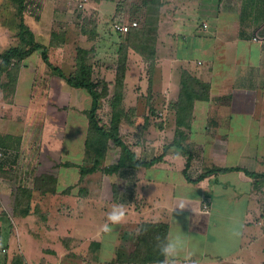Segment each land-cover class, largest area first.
Segmentation results:
<instances>
[{
  "label": "crops",
  "instance_id": "crops-1",
  "mask_svg": "<svg viewBox=\"0 0 264 264\" xmlns=\"http://www.w3.org/2000/svg\"><path fill=\"white\" fill-rule=\"evenodd\" d=\"M158 2L152 56L128 49L121 87L97 109L108 104L120 141L150 165L119 167L112 141L95 166L93 155L85 163L92 99L54 75L39 51L0 71V264H101L105 252L111 264H140L131 260L140 226L163 224L168 233L180 196L201 212L190 204L172 213L195 264H264V233L249 220L260 211L259 187L247 174L264 171V51L253 41L264 40V0ZM102 4L95 0V12ZM13 10L15 27L0 6V52L19 43ZM22 17L48 62L73 74L75 57L71 66L51 60L57 49L37 27L42 18ZM117 204L125 219L103 235Z\"/></svg>",
  "mask_w": 264,
  "mask_h": 264
},
{
  "label": "rangeland",
  "instance_id": "rangeland-1",
  "mask_svg": "<svg viewBox=\"0 0 264 264\" xmlns=\"http://www.w3.org/2000/svg\"><path fill=\"white\" fill-rule=\"evenodd\" d=\"M103 2L104 4H102L100 10L103 14V19L98 15L100 11H98L99 13L95 12V0H87L86 2L83 0H25L23 16L24 21L29 24L34 22V16H38L39 19L42 18L37 27L41 30H45L46 34L48 31L50 33L53 31L56 34L55 37H51V43L53 47L57 49L54 52L51 51L52 54L50 58L53 62H56L55 60H60V62L64 61L65 64H67L66 66H71L74 57L76 58L78 49L87 51L85 57H87V62L92 68L91 79L93 82H97L98 91L104 92V97H106L105 100L107 101L108 92H111L112 96V93L114 94V92H117L121 85H112V87L108 89L106 86L108 81L105 80H111L112 78L116 79L114 75L117 74V71L120 73L121 69H123L124 72L127 56V52L124 55H122L123 52L119 55L118 51L120 45L126 43L127 37L112 30V23L115 21L114 18L109 19L110 14H112L111 12L113 9H116V11L118 10V13L121 12V14L115 16L118 17V22L128 24L136 22L137 28L140 27L141 20L139 14H133L132 12L135 6L140 5V0H103ZM0 6L8 8L11 5L6 0H0ZM10 8L8 9L9 11L5 13L9 15L6 21L10 26L14 23L15 27V19L13 21L12 17H10L11 14L15 15V11L13 10L12 12ZM1 17L0 15V20L2 19ZM95 23L96 27L98 25L97 30L100 34L98 37L95 35ZM3 28L4 27L0 24V29L4 30ZM82 29L84 33L81 31ZM1 34L5 36V31H2ZM3 38L4 37L0 40ZM43 41H45V38ZM2 42H4V40H2ZM8 43L9 40L5 44ZM59 44L65 45L60 47L61 49H58L55 45ZM121 56L125 57L124 61L120 60ZM104 87L105 90L103 89ZM102 105H100V110L97 111V118L101 126L108 128L111 119L106 111L108 104L102 103ZM91 161L92 155L90 154L85 163L89 165ZM246 164L247 163L243 161L242 165L247 166ZM255 195L256 199H258L257 202H259L258 206L260 207V211H258V215L250 216L249 220L252 222V226L261 234L264 233V180L259 184V192H255ZM91 228L95 229V219Z\"/></svg>",
  "mask_w": 264,
  "mask_h": 264
},
{
  "label": "trees",
  "instance_id": "trees-1",
  "mask_svg": "<svg viewBox=\"0 0 264 264\" xmlns=\"http://www.w3.org/2000/svg\"><path fill=\"white\" fill-rule=\"evenodd\" d=\"M10 7L15 8L20 17L18 45L11 47L6 51L0 52V71L5 70L12 61L19 63L24 58L28 57L33 52H40L41 59L48 64L52 73L66 82L72 88L82 89L87 91L92 99L91 109L88 112L89 131L87 134L85 149L86 152L93 155V165L95 166V157L101 158L106 150V145L109 141H112L121 149V158L118 166H123L126 161L130 162L133 166H146L152 164L141 163L137 161L130 150L120 141L117 134L118 116L112 115V121L108 125V128L101 126L99 119L97 118L98 103L101 97H104V92L98 91V84L93 82L92 68L87 62L85 50H77L75 58V70L73 74L66 76L58 67L51 65L48 62V49L35 42L33 34L23 22V12L25 10V0H8ZM159 4L158 0H144L137 6L136 14H139L141 20L140 27H133L125 35L126 43L120 45L118 48L119 55H124L128 49H132L134 52L143 55L145 58H150L153 53V45L155 39V25L156 14L154 10ZM8 5V4H7ZM5 9H9L10 7ZM143 11L141 12V8ZM11 9V8H10ZM118 17L114 18V21ZM130 24V23H129ZM137 24V23H136ZM84 33L83 29L81 30ZM56 34L52 31L51 37H55ZM125 57L121 56V61H124ZM123 69L120 73L116 74V84L121 85V79L123 77ZM105 90V87L103 88ZM264 165V158H263ZM93 169V168H91ZM86 170V169H84ZM232 169H223L221 172L229 171ZM91 171V170H90ZM214 171V170H213ZM248 176L253 179L254 185L259 187V184L264 180V171L261 173H247ZM48 179V178H45ZM53 183V179L49 178ZM167 233V226L163 224H142L140 226V232L136 239V248L133 252L131 260L138 261L140 264L147 262H157L161 259L157 248L158 238H162Z\"/></svg>",
  "mask_w": 264,
  "mask_h": 264
},
{
  "label": "clouds",
  "instance_id": "clouds-1",
  "mask_svg": "<svg viewBox=\"0 0 264 264\" xmlns=\"http://www.w3.org/2000/svg\"><path fill=\"white\" fill-rule=\"evenodd\" d=\"M193 205L192 211L199 215L201 212L194 203L186 196L176 199L172 211V229L162 238L157 240V248L161 256L160 264H195L196 251L191 247L189 235H186L177 225L172 217L174 209H185L188 205ZM126 216L123 205H114L106 214L105 222L102 226V234L111 236L116 226L120 225ZM112 254L105 252L101 256V264H111Z\"/></svg>",
  "mask_w": 264,
  "mask_h": 264
},
{
  "label": "built area",
  "instance_id": "built-area-1",
  "mask_svg": "<svg viewBox=\"0 0 264 264\" xmlns=\"http://www.w3.org/2000/svg\"><path fill=\"white\" fill-rule=\"evenodd\" d=\"M136 26H137L136 22H132V23L128 24V23H122V22L115 21L112 23V29L116 33L124 35V36L129 32V30L131 28L136 27ZM253 41L256 43H259L261 45L262 50L264 51V40L254 38ZM205 208H206V206H203L204 210H205Z\"/></svg>",
  "mask_w": 264,
  "mask_h": 264
}]
</instances>
